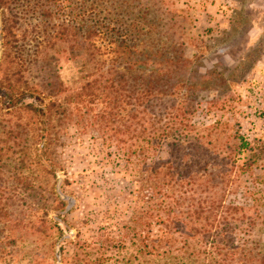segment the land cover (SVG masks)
Wrapping results in <instances>:
<instances>
[{"label": "rangeland", "instance_id": "374dc122", "mask_svg": "<svg viewBox=\"0 0 264 264\" xmlns=\"http://www.w3.org/2000/svg\"><path fill=\"white\" fill-rule=\"evenodd\" d=\"M4 1L0 5V42L5 40L2 30L6 20L14 16L15 23H9L14 30L11 49L0 44V66L6 52L14 58L20 51L24 60H33L37 44L46 42L48 34L57 30L56 25H65L68 30V35L59 39L55 47L47 46L44 58L56 70L45 66L44 71L37 70L39 67L28 71L24 67L21 87L28 81L31 85L43 79L52 82L58 74L64 87L75 91L87 81L100 82L111 77L109 62L82 68L88 54L85 61L84 56L80 57L75 36L80 0ZM92 2L84 0L85 10L91 8ZM98 3L101 12H117L110 3ZM141 3L143 8H150L141 12H152L161 20L151 25L146 21L135 23L141 31L136 39L138 57L157 55L156 60L163 61L160 51L185 62L187 71L180 72V76H185L189 84L178 89L177 100L194 112L192 121L199 135L211 133L205 140L208 156L217 154L216 148L227 150L229 144H238L240 140L248 144L241 159L253 163L252 169L234 174L235 194L229 199L242 209L239 217L243 222L238 224L236 233L238 245L244 242L256 245L260 260H264V0H142ZM50 12L54 15L52 19L45 17ZM153 15H148L147 20ZM131 18L123 19L125 27L133 25ZM150 29L153 31L148 32ZM39 62L44 60L41 58ZM146 68L157 70L149 73L154 76L165 72L164 66L153 60ZM173 71L177 80V66ZM14 73L15 68L7 67L1 80L5 84L7 80L14 83ZM0 99V264H57L59 246L64 249L61 264H73L77 244L101 245L111 240L125 243V249H111L108 264H164L160 259L147 262L130 240L124 241L127 226L140 203L138 185L125 159L110 156L95 129L84 131L81 126L71 124L57 130L56 139L60 142L56 152L62 169L58 179L62 180V193L75 204L69 207L66 200L64 207L54 213L51 209L60 201L51 193L55 181L50 189L44 172L45 139L41 136L45 135V118L34 122L31 114L12 110L7 98ZM51 101L43 103L48 105ZM23 102L41 108L34 96L25 97ZM101 108L100 104L95 106L96 113ZM226 152L222 156L229 153ZM58 214H62V220L66 215V223H62L64 233L50 237L49 221ZM157 229L154 228V234Z\"/></svg>", "mask_w": 264, "mask_h": 264}, {"label": "trees", "instance_id": "16d2710c", "mask_svg": "<svg viewBox=\"0 0 264 264\" xmlns=\"http://www.w3.org/2000/svg\"><path fill=\"white\" fill-rule=\"evenodd\" d=\"M80 2L75 36L80 57L84 56L85 61L86 52L88 54L82 68L87 64L109 62L111 77L100 82L87 81L75 91L66 89L58 74L52 82L43 79L31 85L28 81L21 87L24 67L28 71L37 67L44 71L45 66L56 70L44 56L48 45L51 49L68 35L65 25H56L57 30L48 34L47 41L37 44L33 60H24L20 51L14 58L6 52L0 66V97L7 98L9 108L26 111L37 123L41 117L45 118V135L41 136L45 139L44 172L50 189L51 182L55 181L51 193L60 201L51 211H60L66 200L69 207L75 204L62 193V180L58 179L62 169L56 152L60 142L56 132L71 124L81 126L84 131L92 128L102 136L103 146L110 156L125 159L138 185L140 203L123 238L130 240L147 262L160 259L164 264H188L190 261L191 264H263L256 245L249 246L245 242L238 245L236 233L238 224L243 222L239 217L242 209L229 199L235 194L234 174L238 170L248 172L252 169L253 163L241 159L248 144L240 140L238 144H229L227 150L216 148L219 153L208 156L205 140L211 133L199 135L192 121L194 112L177 100L178 89L189 84L185 76H180V72L187 71L185 62L160 51L158 54L163 61L156 60L157 55L138 57L136 39L141 33L138 23L146 21L151 25L161 19L152 12H141L150 9L143 8L142 0H93L89 10H85L84 0ZM98 2L110 3L117 12H101ZM3 3L5 1L0 0V5ZM134 10L136 12H132ZM148 15H153L150 20H147ZM45 17L52 19L54 15L50 12ZM125 17H132L133 25L129 28L123 22ZM9 23H15L14 16L4 23L5 40L0 44L2 48L11 49L14 30ZM133 35L136 36L134 40ZM41 58L43 63L39 62ZM152 60L164 66L163 74H149L157 71L146 68ZM176 66L178 78L174 80ZM7 67L15 68L14 83L7 80L5 84L1 80ZM27 96L36 97L41 108L35 103L25 104L23 99ZM47 99L52 101L44 105L43 100ZM99 104L102 108L96 113L95 106ZM226 151L229 153L222 156ZM61 216L58 214L49 221L50 237L64 233L62 223H66V215L63 214V220ZM155 227H158L156 234L153 233ZM61 238L68 241L65 236ZM117 243L111 240L101 245L77 244L73 264H108L111 249H125V243ZM63 250L62 246L57 248V264H61Z\"/></svg>", "mask_w": 264, "mask_h": 264}]
</instances>
